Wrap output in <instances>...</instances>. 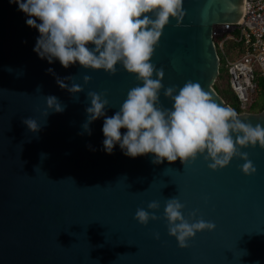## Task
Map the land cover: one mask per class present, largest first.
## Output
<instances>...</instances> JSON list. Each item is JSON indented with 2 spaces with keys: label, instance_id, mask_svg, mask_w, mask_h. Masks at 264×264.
Wrapping results in <instances>:
<instances>
[{
  "label": "water",
  "instance_id": "1",
  "mask_svg": "<svg viewBox=\"0 0 264 264\" xmlns=\"http://www.w3.org/2000/svg\"><path fill=\"white\" fill-rule=\"evenodd\" d=\"M241 6L242 0H183L180 26L170 18L150 59L164 71V88L175 85L178 92L188 81L199 83L215 103L231 108L212 87L219 69L213 36L216 26L237 20ZM27 19L17 4L0 0V264H264V148H240L257 169L252 175L242 172L239 157L212 170L206 153L186 165L179 158L154 164L152 153L132 158L119 144L106 153L105 117L90 124L91 135L80 134L87 93H107L110 117L142 81L119 63L110 74L41 59L33 51L39 31ZM85 75L91 77L87 84ZM56 76H71L65 83L84 90L72 94ZM164 88L158 106L170 108ZM47 95L56 96L64 111L47 109ZM237 114L264 127V108ZM28 117L39 131L22 122ZM172 197L185 205L189 222L203 219L215 229L197 232L188 247H179L163 216ZM151 201L159 202L160 218L142 225L135 212L152 211Z\"/></svg>",
  "mask_w": 264,
  "mask_h": 264
},
{
  "label": "clouds",
  "instance_id": "2",
  "mask_svg": "<svg viewBox=\"0 0 264 264\" xmlns=\"http://www.w3.org/2000/svg\"><path fill=\"white\" fill-rule=\"evenodd\" d=\"M9 3L17 4L18 10L28 16L26 24L38 29L39 36L33 51L41 59H47L49 63L58 59L64 68L78 62L84 68L103 69L110 74L116 73L119 63L142 81V86H135L127 92L119 110L110 117L105 115L109 105L107 93H87L90 106L85 109L87 119L80 134L87 132L91 135L90 124L105 117L102 131L106 153L111 154L119 144L124 155L132 158L152 153L154 164L165 160L172 163L179 158L183 165L196 159L198 154L206 153L204 159H211L208 167L212 170L223 168L233 157H239L245 161L240 166L245 175L256 173L248 153L240 151V148L257 144L264 148V127L244 123L237 114L250 112L247 107L254 98L241 108L242 111H236L214 88L218 75L212 87L231 108L215 103L199 83L188 81L178 92L175 85L164 88L161 82L163 69H156L150 62L170 18H175L177 26H180L185 14L183 0H9ZM215 47L217 51L216 43ZM217 54L220 66L218 51ZM226 68L225 76L231 87ZM47 72L55 76L53 69L49 68ZM154 73L157 78H153ZM72 78L56 76V82L72 94L82 92V85L65 83ZM90 79L87 75L83 77L85 84ZM162 88L164 96L172 101L170 108L158 106ZM45 99L47 109L64 111L65 106L56 96L47 95ZM47 109L46 115L49 114ZM22 122L32 132L40 130V125L31 117L24 118ZM121 129L127 131L122 133ZM147 207L152 211L138 208L135 212L134 219L142 225L160 218L156 214L160 207L158 201L149 202ZM184 207L178 198L172 197L166 200L163 212L168 234L176 238L181 248L188 247V240L197 232L212 231L216 227L213 222L203 219L189 222L181 211ZM198 211L190 212V217H196ZM154 236L159 239L158 232Z\"/></svg>",
  "mask_w": 264,
  "mask_h": 264
},
{
  "label": "built area",
  "instance_id": "3",
  "mask_svg": "<svg viewBox=\"0 0 264 264\" xmlns=\"http://www.w3.org/2000/svg\"><path fill=\"white\" fill-rule=\"evenodd\" d=\"M215 37H221L217 45L221 49L226 39L243 45L238 56L226 58V66L240 107L245 108L256 93L255 72L264 78V0H243L241 16L233 23L216 26Z\"/></svg>",
  "mask_w": 264,
  "mask_h": 264
},
{
  "label": "trees",
  "instance_id": "4",
  "mask_svg": "<svg viewBox=\"0 0 264 264\" xmlns=\"http://www.w3.org/2000/svg\"><path fill=\"white\" fill-rule=\"evenodd\" d=\"M219 39L221 40V37H219ZM221 50L223 51V54L220 55L219 74H218L217 78L218 79L220 78L221 81H224V75L227 74V68L225 65L226 64V58L227 57L234 58L235 56H238L243 50V45L241 42H235L233 40L226 39L223 43V49H221ZM260 76L261 75H258V77H257V84H258V87L260 86V89L264 90V78L263 77L261 78ZM225 87L227 90H229L230 94L223 96L221 93L218 92V90H221V88H219V85L217 83L214 84V88L224 98V100L227 104H230L231 107L233 109H235L236 111H242L241 107L237 101L236 95L234 94L233 90L231 89L229 83L227 85L223 86V89ZM253 103H254V100L247 107V110L250 112H255L253 109V107H254ZM263 108H264V104L259 109H257L256 112L261 111Z\"/></svg>",
  "mask_w": 264,
  "mask_h": 264
},
{
  "label": "rangeland",
  "instance_id": "5",
  "mask_svg": "<svg viewBox=\"0 0 264 264\" xmlns=\"http://www.w3.org/2000/svg\"><path fill=\"white\" fill-rule=\"evenodd\" d=\"M219 40H220L219 37H215L216 45H218V41ZM217 51H218L219 55L223 54V51L221 50L220 47H217ZM258 75H259V73L255 72V81L256 82H257ZM224 81H221L220 78L219 79L217 78L216 82H215V83H217L219 85V88H221V90H218V92L221 93L223 96L230 94L229 90H227L226 87L223 89V86L228 84V78L225 75H224ZM253 104H254L253 109H254L255 112L257 111V109H259L264 104V90L260 89V86L258 88H256V93L254 94V103Z\"/></svg>",
  "mask_w": 264,
  "mask_h": 264
},
{
  "label": "bare ground",
  "instance_id": "6",
  "mask_svg": "<svg viewBox=\"0 0 264 264\" xmlns=\"http://www.w3.org/2000/svg\"><path fill=\"white\" fill-rule=\"evenodd\" d=\"M242 8H243V0H242V6H241V13H242ZM241 13H240V15L238 16V18L241 16ZM237 18V19H238Z\"/></svg>",
  "mask_w": 264,
  "mask_h": 264
}]
</instances>
